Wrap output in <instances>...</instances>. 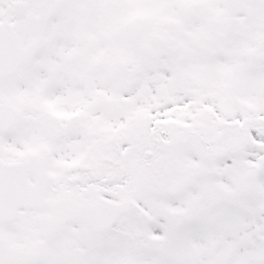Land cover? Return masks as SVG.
<instances>
[{"label":"snow or ice","instance_id":"1","mask_svg":"<svg viewBox=\"0 0 264 264\" xmlns=\"http://www.w3.org/2000/svg\"><path fill=\"white\" fill-rule=\"evenodd\" d=\"M0 264H264V0H0Z\"/></svg>","mask_w":264,"mask_h":264}]
</instances>
